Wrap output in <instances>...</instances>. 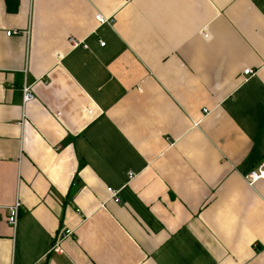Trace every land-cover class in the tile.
<instances>
[{
    "label": "crops",
    "instance_id": "obj_1",
    "mask_svg": "<svg viewBox=\"0 0 264 264\" xmlns=\"http://www.w3.org/2000/svg\"><path fill=\"white\" fill-rule=\"evenodd\" d=\"M6 1L0 264H264V0Z\"/></svg>",
    "mask_w": 264,
    "mask_h": 264
},
{
    "label": "built area",
    "instance_id": "obj_2",
    "mask_svg": "<svg viewBox=\"0 0 264 264\" xmlns=\"http://www.w3.org/2000/svg\"><path fill=\"white\" fill-rule=\"evenodd\" d=\"M96 20L100 24H109L111 22L110 19H104L102 16H96ZM13 34H17L16 31L9 32L7 35L11 36ZM106 43L100 42V46L104 47ZM69 45L71 46L72 49H78V48H83V49H88L86 44L84 42H79L73 38L69 39ZM254 75V71L252 69H248L245 71L244 76H252ZM23 94V99L25 103H29L30 101L33 100V96L31 93V88L29 86H25L22 90ZM129 179H133V176L130 174ZM245 181L251 186H255V184L259 181L264 182V165L260 166L258 170H253L250 171L246 176H245ZM107 192L110 194V197L112 200H114L115 203H119V192L115 191L112 188H108ZM21 208V203L19 201H16L15 205L12 206L9 209V224L12 227H16L17 222H18V217H19V210ZM79 212V211H77ZM72 235V231H65L62 237L57 240V242L54 244L52 247L51 253H57L60 252V244L63 239L67 238L68 236ZM38 264H44V262H39Z\"/></svg>",
    "mask_w": 264,
    "mask_h": 264
},
{
    "label": "trees",
    "instance_id": "obj_3",
    "mask_svg": "<svg viewBox=\"0 0 264 264\" xmlns=\"http://www.w3.org/2000/svg\"><path fill=\"white\" fill-rule=\"evenodd\" d=\"M6 4L9 12L16 11L18 9V3L16 0H7Z\"/></svg>",
    "mask_w": 264,
    "mask_h": 264
},
{
    "label": "rangeland",
    "instance_id": "obj_4",
    "mask_svg": "<svg viewBox=\"0 0 264 264\" xmlns=\"http://www.w3.org/2000/svg\"><path fill=\"white\" fill-rule=\"evenodd\" d=\"M258 169H259V168H258ZM258 169H257V170H258Z\"/></svg>",
    "mask_w": 264,
    "mask_h": 264
}]
</instances>
